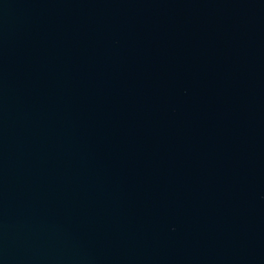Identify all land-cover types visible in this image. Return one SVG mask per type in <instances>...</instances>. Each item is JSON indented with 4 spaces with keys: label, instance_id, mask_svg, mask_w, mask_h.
I'll return each mask as SVG.
<instances>
[{
    "label": "water",
    "instance_id": "obj_1",
    "mask_svg": "<svg viewBox=\"0 0 264 264\" xmlns=\"http://www.w3.org/2000/svg\"><path fill=\"white\" fill-rule=\"evenodd\" d=\"M0 264H264V0H0Z\"/></svg>",
    "mask_w": 264,
    "mask_h": 264
}]
</instances>
